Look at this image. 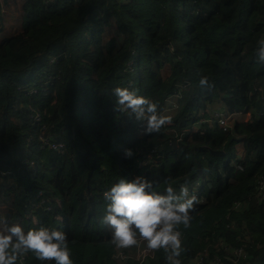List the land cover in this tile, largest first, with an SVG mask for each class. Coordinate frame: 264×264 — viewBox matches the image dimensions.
<instances>
[{
	"label": "trees",
	"instance_id": "obj_1",
	"mask_svg": "<svg viewBox=\"0 0 264 264\" xmlns=\"http://www.w3.org/2000/svg\"><path fill=\"white\" fill-rule=\"evenodd\" d=\"M79 4L24 0L21 32L0 42V153L13 152L9 168L0 166L12 173L0 179V202L7 204L0 225L37 211L38 226L66 233L73 264H168L163 249L151 250L141 261L135 252L115 248L89 222L98 210L103 216V193L121 177L144 175L162 191L206 176L201 189L206 201L194 205L187 228L180 226L181 264H191L196 255L204 257L203 264H264V199L257 196L264 176V63L255 55L257 40L264 37V0ZM109 18L113 36L103 41ZM58 44L60 53L54 54ZM133 47L135 65L128 72L124 63ZM166 65L170 73L163 79ZM49 73L58 75L54 97L18 91L22 84L44 81ZM122 73L131 78L121 84ZM201 76L207 77L206 85L199 84ZM127 83L155 102L159 112L177 85L186 84L171 125L139 134L142 124L114 111L112 89ZM28 103L44 113L47 132L53 129L55 139L65 141L62 154L27 147L33 127ZM207 106L250 113V119L234 120L227 131L208 123L185 131ZM239 142L244 148L240 159L235 152ZM125 148L134 155L126 158ZM21 149L24 158L17 155ZM38 190L60 199L61 206L53 205L50 212L34 208ZM235 249L241 250L239 256ZM121 251L124 258L117 256ZM23 257L18 264H40L31 254Z\"/></svg>",
	"mask_w": 264,
	"mask_h": 264
},
{
	"label": "clouds",
	"instance_id": "obj_2",
	"mask_svg": "<svg viewBox=\"0 0 264 264\" xmlns=\"http://www.w3.org/2000/svg\"><path fill=\"white\" fill-rule=\"evenodd\" d=\"M256 59L264 63V37L257 40ZM200 85L207 77L199 78ZM111 96L114 111L143 125L145 134L158 132L170 117L158 111V105L128 86H115ZM126 158L134 155L124 149ZM107 202L100 222L110 228V242L117 249L136 245L139 239L150 250L163 249L168 264H181L183 250L180 226L187 228L196 197L187 184L177 190L171 184L162 191L144 175L121 177L103 193ZM31 254L40 264H73L66 233L55 227L40 225L25 228L3 221L0 225V264H18Z\"/></svg>",
	"mask_w": 264,
	"mask_h": 264
},
{
	"label": "built area",
	"instance_id": "obj_3",
	"mask_svg": "<svg viewBox=\"0 0 264 264\" xmlns=\"http://www.w3.org/2000/svg\"><path fill=\"white\" fill-rule=\"evenodd\" d=\"M73 1H74V6H78L81 4V3L79 4L80 0H73ZM0 5H3L4 7L2 0H0ZM134 51L135 48L133 47L131 51V56L124 63L125 71L131 72L134 70L135 57H136V53L134 54ZM57 78L58 75L49 73L47 74L44 81L39 80L37 83L34 84H22L18 87V91L24 92L28 95L42 94L43 96L54 97L53 88L55 85V80ZM24 79H26V76H24ZM129 84L130 83H127L126 86H128ZM185 89H186V84L177 85V89L174 90L172 94H170L165 98L160 113L171 117V114L177 111L179 98L181 97V94ZM206 109L210 110L211 112L210 115L206 119H201V117H199L197 122L194 124L195 126L192 125L190 129H185V131L188 130L196 131L200 128L201 124H205V123H208L210 126H212V124H215L222 131H227L230 128L232 122L235 120L233 116L244 114L243 112L229 113L226 110L218 109L215 106H210L208 108H203V109L201 108L198 114H200L201 111ZM26 111L28 114V118L32 121V125H33L31 134L27 138V143H28L27 147L31 148V146L34 145V147H32L33 149L38 148L40 150H50L55 153L62 154L65 150V141L52 138L50 133L47 132L48 123L44 120V113L41 112L33 103L27 104ZM166 124L171 125L170 119ZM167 131L172 133L173 129L168 128ZM138 133L144 134L143 125L139 126ZM25 163L28 166L35 165L33 161H25ZM236 167L238 169H241L239 165H237ZM6 176L11 177L12 176L11 171L2 170L0 168V179ZM207 182H208V177L205 176L200 179L198 178L191 185L187 184L190 194H194L196 197V202L194 203V205L202 204L206 201L207 198L204 195H202L201 189L203 185L207 184ZM257 196L260 200L264 199V176L258 182ZM46 201H47L46 193L44 191L38 190L35 195V201L33 202L34 208L39 209L41 206H44L43 210L49 212L51 207L49 205H44ZM234 207H238V204L235 203ZM27 216L28 215L25 216V219H28ZM145 250L146 249H144V251H139L135 256L136 259L143 261L146 258V256L150 255L151 250L147 249L148 253H146ZM123 253L124 251H121L119 252V254H117V256L124 258L126 254ZM240 253H241L240 249L233 250V254H235L236 256H239ZM203 259H204L203 256L196 255L193 258L191 264H203ZM211 264H215V262L213 261Z\"/></svg>",
	"mask_w": 264,
	"mask_h": 264
},
{
	"label": "rangeland",
	"instance_id": "obj_4",
	"mask_svg": "<svg viewBox=\"0 0 264 264\" xmlns=\"http://www.w3.org/2000/svg\"><path fill=\"white\" fill-rule=\"evenodd\" d=\"M11 2H13L14 8H18V12L16 13L14 18H12L10 20H5L4 28L7 27V34H9L10 32L11 33L12 32L13 33H17V29L19 27L21 29V27H22V15H23L22 2H23V0H10V2H8V3H11ZM7 9H9V6L7 7ZM4 12H5V10H4ZM21 13H22V15H21ZM111 26H114V21H113L112 18H109V21H108L107 25L105 26L106 31H109ZM60 50H61V46L59 44L56 45L55 49H54V54H59ZM165 68L167 69V66H164L161 69V71H163ZM50 71H53V70H50ZM130 75H131L130 73H122V74H120V76H121V78H120L121 84L125 80H127L128 78H131ZM208 107H210V106H207L205 108H208ZM210 113L211 112H210L209 109L203 110V111L200 112L199 117H201V119H206L210 115ZM241 116H242L241 114L240 115H234L233 118H239ZM48 131H49V133L51 134V136L53 138H58L56 131H54L53 129H49ZM1 153H3V154H1ZM1 153H0V166L7 169V168H9V163H10V160L12 159L13 152H11L10 149H3V150H1ZM17 155H18V157L24 158L26 156V152L23 151V149H21V151H17ZM141 161L142 160H140V162ZM109 182H112L111 179H109ZM47 196L48 195L46 194V200L47 201L44 203V205L45 204L49 205L51 207L50 211L53 209V205L58 206V207L61 206V200L60 199H58V198L57 199L56 198L51 199V198H47ZM6 210H7V204L0 202V213H4V212H6ZM38 214H39V212H37V211L30 212V213L27 214L28 215L27 216L28 219H25V217H23L22 219L19 220L18 223L22 224L25 228L37 227L38 223H39ZM101 217H102L101 216V211L98 210L97 213H96V216L90 220L89 224L91 225V228H94L95 225L97 224L103 230V233L105 235H107L108 238H110V228L107 225H104V224H102L100 222ZM54 218H56L57 221L61 220L60 217H58V216L55 217L53 215V219ZM91 228H89V229H91ZM138 240H139V242L136 245H133V246H130V247L126 248L128 253L135 252V256H136V254L139 251H144V249H146L145 252L148 253V250H147L148 248H146V246L144 244V241L142 239H139V238H138ZM22 258H24V257H22ZM143 261L146 262V258Z\"/></svg>",
	"mask_w": 264,
	"mask_h": 264
},
{
	"label": "crops",
	"instance_id": "obj_5",
	"mask_svg": "<svg viewBox=\"0 0 264 264\" xmlns=\"http://www.w3.org/2000/svg\"><path fill=\"white\" fill-rule=\"evenodd\" d=\"M10 2V0H2V3L4 4L1 5V12H0V16H1V31H0V42H2L3 39L14 36L16 34H18L19 32H21L20 27L17 29V33H9L7 34V27L4 28V24H5V20H10L12 18L15 17L16 13L18 12V8H14L13 2ZM24 3V0L22 2V5ZM21 5V6H22ZM9 6V9H7V7ZM5 10V12H4ZM22 15V13H21ZM113 36V26L110 27L109 31H106V29L104 30L103 33V41L111 38ZM167 66V65H166ZM170 70L169 67L167 66V69L165 68L163 71H161V77L164 79L167 76H169ZM220 103L215 104V106H220ZM250 119V113H244L242 114L241 117L239 118H235V120L237 121H248ZM235 152H236V156L237 158H242L244 155V148H243V144L241 142L235 144ZM57 217V216H56Z\"/></svg>",
	"mask_w": 264,
	"mask_h": 264
},
{
	"label": "water",
	"instance_id": "obj_6",
	"mask_svg": "<svg viewBox=\"0 0 264 264\" xmlns=\"http://www.w3.org/2000/svg\"><path fill=\"white\" fill-rule=\"evenodd\" d=\"M212 154H214L216 156H222V155H224V151L223 150H213Z\"/></svg>",
	"mask_w": 264,
	"mask_h": 264
}]
</instances>
